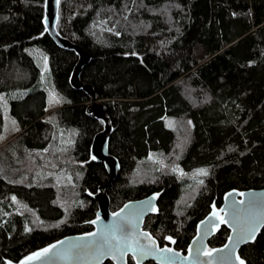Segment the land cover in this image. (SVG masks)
<instances>
[{"label":"trees","instance_id":"trees-1","mask_svg":"<svg viewBox=\"0 0 264 264\" xmlns=\"http://www.w3.org/2000/svg\"><path fill=\"white\" fill-rule=\"evenodd\" d=\"M44 5L0 0V133L7 106L20 128L0 146V264L92 232L93 195L109 181L90 159L103 123L70 86L78 57L48 35ZM195 14L209 20L190 40ZM58 31L91 54L81 79L108 106L121 166L108 190L113 212L159 193L144 228L185 253L227 192L264 187V0H61ZM137 70L142 97L130 87ZM167 117L186 125L183 147ZM229 234L222 226L210 248ZM240 256L264 264V229Z\"/></svg>","mask_w":264,"mask_h":264},{"label":"water","instance_id":"water-1","mask_svg":"<svg viewBox=\"0 0 264 264\" xmlns=\"http://www.w3.org/2000/svg\"><path fill=\"white\" fill-rule=\"evenodd\" d=\"M60 2L61 0L57 4L56 0H45L43 23L48 35L59 48L74 52L78 57L69 83L74 90L84 91L91 99L86 107V114L90 118L103 123V129L93 138L90 147V159L93 162L104 165L109 176V181L99 187L98 192L93 195L94 199L98 202L97 218L93 220L97 221V223L91 222L94 227L93 231L86 234L69 235L50 244L45 248H50L52 245H58V247L53 248L52 252L44 259L34 260L31 264H105L106 262L129 264L130 258L135 264H145L148 262L156 264H240V260H243L240 256V250L244 246L253 243L264 229V187L227 192L221 207H214L200 221L196 234L185 253L177 250L174 244L167 247L161 246L158 239L144 228L146 219L157 215L159 212V193L129 201L115 212L111 210V199L108 190L112 188L121 169L119 159L110 152L113 123L106 101L98 100L93 87L85 84L81 79L84 68L91 62V54L81 45L73 43L70 39L62 36L58 31ZM241 200L245 203L240 204L239 201ZM126 205L129 207H125ZM214 210L219 216L223 217L224 223L213 217ZM117 212L121 213L120 217H114V214ZM124 218L131 219L132 224L123 233H116V235L129 237L142 236L143 233L149 234L156 244V248L149 255L142 256L139 252L134 254L132 251H128L121 258L118 254L115 256L109 254L107 248L103 250V254L98 251V244L104 242L101 237L111 240L113 245L116 244V241L112 240V232H106V229H110L113 225L121 223ZM251 225H257L258 231L253 241L245 242L241 239V233ZM222 226H225L230 232L226 243L220 247L210 248V240ZM93 232L97 233L96 237L90 236ZM197 237H200V239L197 240ZM148 243L147 238L140 240L141 245H147ZM45 248L37 252L43 251ZM165 248H170L172 251L163 252ZM190 249L191 253L189 252ZM209 249L213 250L215 255L211 257L206 255L205 253ZM26 259L27 257L19 263L8 262L7 264H23ZM244 264H246L245 261Z\"/></svg>","mask_w":264,"mask_h":264},{"label":"snow or ice","instance_id":"snow-or-ice-1","mask_svg":"<svg viewBox=\"0 0 264 264\" xmlns=\"http://www.w3.org/2000/svg\"><path fill=\"white\" fill-rule=\"evenodd\" d=\"M57 4H59V0H56ZM126 18V17H125ZM46 60V58H45ZM45 71H47V66L45 64ZM4 97L0 96V101H3ZM56 102L58 103L59 100L56 99ZM13 124H15V122H12ZM172 122H169V124L171 125ZM94 159V157H93ZM175 171V169H174ZM197 175H207V171L206 170H200ZM202 183V181H201ZM153 199H155V197H153ZM13 200H15V198L13 197ZM240 204H244L245 202L243 200L239 201ZM125 207H129V206H125ZM121 213L117 212L114 214V217H120ZM213 217H216L217 219L220 220L221 223H224V219L223 217L219 216V214L214 210L213 211ZM92 223H97V221H92ZM132 224V220L129 218H124L123 221L121 223L115 224L113 225L110 229H106L107 231L112 232V240L116 241V244L113 245L111 243V240H107L104 237H101V239L104 241L103 243H99L97 248L98 251H100L101 254H103V250L105 248L108 249V253L112 254V255H119L121 258L127 254L128 251H132L134 254L136 252H139L142 256H146L149 255L155 248H156V244L155 241L151 238V236H149V234L147 233H143L142 236H129V237H125V236H117L116 233H123L125 231V229ZM29 231L31 229H28ZM235 231V229H234ZM258 231V226L257 225H251L248 229L244 230L241 233V239L245 242L248 241H253L255 239L256 233ZM91 237H96L97 233L93 232L90 234ZM147 238V240L149 241V243L147 245H141L140 244V240ZM169 241H171L172 243H175L174 240H172L171 237L167 238ZM200 237H197V240H199ZM239 242V241H237ZM63 243V242H61ZM231 243V240H230ZM58 245H52V247L50 248H45L43 251L40 252H36L33 255L27 257V259L23 262V264H31L32 261L34 260H42L45 257H47L53 250V248H57ZM172 249L170 248H165L163 249V252H171ZM217 251H223V250H217ZM189 252L191 253V249L189 250ZM206 255L208 256H213L215 255V252L211 249L207 250ZM178 255V254H177ZM239 259V258H238ZM240 264H244L243 260H240Z\"/></svg>","mask_w":264,"mask_h":264},{"label":"rangeland","instance_id":"rangeland-1","mask_svg":"<svg viewBox=\"0 0 264 264\" xmlns=\"http://www.w3.org/2000/svg\"><path fill=\"white\" fill-rule=\"evenodd\" d=\"M193 19H194V22H193L192 30L190 33V40H196L200 35H202L203 29L206 27L208 23L209 16L206 14H195L193 16ZM161 67L166 68L167 65H162ZM43 68L45 69L44 65H43ZM130 87H134L135 89H137L139 97L144 96L142 91L139 89V70L133 73L132 79L130 82ZM162 87L163 85L160 81L156 79L155 80L152 79L151 88L149 92L151 93L158 92L159 90H161ZM53 97H54V94L50 96V98H53ZM4 118H5V123H4L3 131L0 133V146L10 141L14 132L18 130L20 131V128L18 125L19 123L18 119L16 118L15 115H13L10 107L8 106L5 107L4 109ZM13 121L15 122V124L12 123ZM169 122H172L171 125L169 124ZM165 124L168 128L174 130L179 135V139H178L179 146L183 147L186 142V132H187L186 125L184 124L183 120H178L176 118L167 117L165 119ZM151 156L152 158L156 157L155 154H152Z\"/></svg>","mask_w":264,"mask_h":264},{"label":"bare ground","instance_id":"bare-ground-1","mask_svg":"<svg viewBox=\"0 0 264 264\" xmlns=\"http://www.w3.org/2000/svg\"><path fill=\"white\" fill-rule=\"evenodd\" d=\"M98 100H99V99H98ZM101 101H105V100H101ZM153 194H154V193H153ZM148 218H149V217H148ZM203 219H204V218H203ZM203 219H202V220H203ZM146 220H147V219H146ZM199 223H200V222H199ZM199 223H198V224H199ZM164 247H167V246H164Z\"/></svg>","mask_w":264,"mask_h":264}]
</instances>
